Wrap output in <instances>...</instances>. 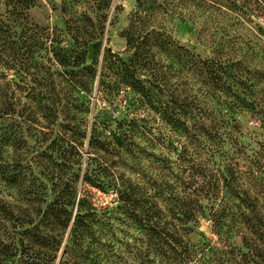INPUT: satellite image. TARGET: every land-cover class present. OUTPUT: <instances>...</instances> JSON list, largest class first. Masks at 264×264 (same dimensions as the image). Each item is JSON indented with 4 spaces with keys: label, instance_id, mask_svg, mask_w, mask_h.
Returning a JSON list of instances; mask_svg holds the SVG:
<instances>
[{
    "label": "rangeland",
    "instance_id": "rangeland-1",
    "mask_svg": "<svg viewBox=\"0 0 264 264\" xmlns=\"http://www.w3.org/2000/svg\"><path fill=\"white\" fill-rule=\"evenodd\" d=\"M8 3L0 0V264H36L42 251L56 256L54 264L145 261L144 233L124 214L113 188L96 186L110 182L113 173L150 196L169 187L180 192L189 175L176 160L184 140L156 114L143 113L146 130L127 138L122 159L111 155L107 167L101 165L88 153L91 131L107 140L132 117L105 103L92 70L98 72L104 53L131 56L123 32L134 21L165 32L202 59L241 61L250 79L264 73V0H36L18 15ZM90 42L95 63L87 55ZM84 58L91 70L75 67ZM252 86L261 98L264 82ZM236 121L246 154L258 152L260 121L245 109ZM203 158L208 170L217 168ZM85 189L97 231L88 252H73L71 229ZM202 204L205 217L190 237L194 245H206L197 264H253L236 229L218 233L210 209L218 210L219 201Z\"/></svg>",
    "mask_w": 264,
    "mask_h": 264
},
{
    "label": "trees",
    "instance_id": "trees-1",
    "mask_svg": "<svg viewBox=\"0 0 264 264\" xmlns=\"http://www.w3.org/2000/svg\"><path fill=\"white\" fill-rule=\"evenodd\" d=\"M35 2L9 0L8 4L12 14L18 15ZM123 37L131 56L122 60L104 53L98 72L92 70V75L97 77V91L105 103L124 107L132 118L120 121L107 140L101 141V132L93 129L89 137L93 152L90 149L88 153L107 167V157L123 156L125 141L131 134L146 130L140 123L144 121L143 113L151 112L184 140L176 160L181 173L189 172L180 192L169 187L166 194L156 193L163 208L156 195H147L131 180L113 173L110 182L98 180L97 188H113L124 214L146 237V260L139 264H197L198 253L205 251L202 248L206 245H194L190 237L195 232L193 227L205 217L202 199L219 201L218 210L210 209L218 233L224 227L236 229L248 250V263L264 264V141L258 152L246 154L236 121V114L245 109L257 117L264 131V92L259 98L261 90L252 86L264 82V73L256 71L250 82L241 61L202 59L165 32L145 30L134 21ZM92 45L90 42L87 55L95 63ZM80 63L75 67L83 65L91 70L85 58ZM202 157H208L203 158L206 164L214 161L217 168L208 170ZM199 178L202 182L197 185ZM193 183L195 188H191ZM86 193L87 189L81 193L72 224L73 252L86 253L94 245L96 210ZM198 235L204 239L203 233ZM45 255L42 251L36 264H54L56 256ZM33 260L23 264H35Z\"/></svg>",
    "mask_w": 264,
    "mask_h": 264
},
{
    "label": "water",
    "instance_id": "water-1",
    "mask_svg": "<svg viewBox=\"0 0 264 264\" xmlns=\"http://www.w3.org/2000/svg\"><path fill=\"white\" fill-rule=\"evenodd\" d=\"M89 57H91V54L89 53Z\"/></svg>",
    "mask_w": 264,
    "mask_h": 264
}]
</instances>
